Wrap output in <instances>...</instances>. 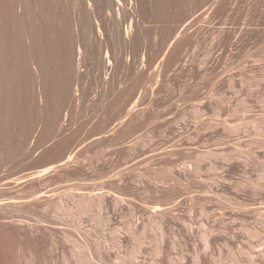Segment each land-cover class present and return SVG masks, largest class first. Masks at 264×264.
I'll use <instances>...</instances> for the list:
<instances>
[{"label": "rangeland", "instance_id": "374dc122", "mask_svg": "<svg viewBox=\"0 0 264 264\" xmlns=\"http://www.w3.org/2000/svg\"><path fill=\"white\" fill-rule=\"evenodd\" d=\"M0 19V264H264V0Z\"/></svg>", "mask_w": 264, "mask_h": 264}, {"label": "bare ground", "instance_id": "6f19581e", "mask_svg": "<svg viewBox=\"0 0 264 264\" xmlns=\"http://www.w3.org/2000/svg\"><path fill=\"white\" fill-rule=\"evenodd\" d=\"M6 1H7V0H6ZM116 2H117V3H120V0H116ZM9 3H10V2H9ZM7 4H8V3H7ZM10 4H11V3H10ZM12 4H13V2H12ZM12 7H13V6H12ZM13 8H14V7H13ZM1 9H2V8H1ZM11 9H12V8H11ZM6 10H7V9H6ZM8 10H9V8H8ZM8 10L6 11V14L8 13ZM13 10H14V9H13ZM2 11H3V10H2ZM18 12H19V11H18ZM14 13H15V12H14ZM6 14H5V15H6ZM11 14H13V13H11ZM7 15H8V14H7ZM7 15H6V17L8 18ZM15 15H16V14H15ZM1 16H2V15H1ZM9 17H11V18L13 19L14 16L12 15V16H9ZM14 19H15V18H14ZM0 20H1V19H0ZM3 20H4V19H3ZM7 20H10V21H11L10 18H8ZM7 20H6V21H7ZM12 21H13V20H12ZM7 22H8V21H7ZM7 22H6V23H7ZM15 22H16V21H15ZM7 24H8V23H7ZM10 24H13V22L10 23ZM97 24H98V23H97ZM4 25H5V23H4ZM8 25H9V24H8ZM8 25L6 26V29H5L6 31H8V30H7ZM14 25H15V24H14ZM4 27H5V26H4ZM10 27H12V26H10ZM0 28H1V27H0ZM12 28H13V27H12ZM12 28H10V29L8 28V29L10 30V34H9V32L6 33V32L3 31L2 33L4 34V36H5V34H8V36H9V35H13V34H11V32H12L11 29H12ZM13 31H14V30H13ZM32 35H33V34H32ZM2 36H3V35H2ZM178 36H179V35H177L176 38H177ZM0 37H1V36H0ZM3 38H4V37H3ZM6 38H9V37H5V39H6ZM9 39H10V38H9ZM9 39H8V40H9ZM32 39H33V38H32ZM2 40H3V39H2ZM8 40H7V41H8ZM11 40H12V39H11ZM175 40H176V39H175ZM34 41H35V40H34ZM173 42H174V41H173ZM173 42H172V43H173ZM0 43H1V42H0ZM9 43H10V41H9ZM172 43H171V44H172ZM7 44H8V43H7ZM0 45H1V44H0ZM4 45H5V44L3 43V46H4ZM8 45H9V44H8ZM24 45H25V44H24ZM31 45H32V44H31ZM1 46H2V45H1ZM6 46H7V45H6ZM9 46H10V45H9ZM12 46H13V45H12ZM19 46H20V45H19ZM4 47H5V46H4ZM10 47H11V46H10ZM28 47H29V46H28ZM0 48H1V47H0ZM5 48H6L5 51L7 52V51L9 50V48H7V47H5ZM13 48H14V50H15V47H13ZM32 48H33V47H32ZM19 49H20V48H19ZM21 49H22L25 53H27L26 50H25V48H24V49L21 48ZM2 50H3V48H2ZM0 51H1V50H0ZM9 51H10V50H9ZM12 51H13V49H12ZM3 52H4V51H2L1 53H3ZM13 52H14V51H13ZM20 52H22V51H20ZM79 52H80V51H79ZM8 53H9V52H8ZM8 53H5V55L8 54ZM27 54H28V53H27ZM2 55H4V54H2ZM5 55H4V56H5ZM9 55H10V53H9ZM29 55H30V54H29ZM6 56H7V55H6ZM6 56L4 57V60H5V61H6V59H7V60L9 59V58H6ZM2 57H3V56H2ZM7 57H9V56H7ZM28 58H30V57H28ZM1 59H2V58H1ZM31 59H32V58H31ZM1 61H2V60H1ZM27 61H28V60H27ZM6 63L10 64L9 61L6 62ZM2 64H3V62H2ZM26 64H27V62H26ZM26 64H25V66H28V64H27V65H26ZM31 65H32V63H31ZM4 66H6V65L4 64ZM25 66H24V67H25ZM11 67H12V66H11ZM22 67H23V66H22ZM0 68H1V67H0ZM2 68H3V69H2ZM2 68H1V69H2L3 72L6 71V72H4V74H5V75H4V76H5V78H4L5 81H4V79L1 78V77H0V79H2L4 82L7 81V82H8V86H10V87H11V85L14 86V82H16L15 85L21 84V85H19V87H20V86L22 87V82L20 81V83H18L17 80H20L19 78H21L22 73H24L23 71L26 70L25 68H24L25 70L23 69V71L20 73V74H21L20 76H19L18 73H17L16 75H15V73H13V75H12V73H11V71H10V70H12V69H10L9 67H8V68L5 67V68H7L8 70L5 69L4 67H2ZM16 68H17V70H18V67H16ZM4 69H5V70H4ZM9 69H10V70H9ZM20 69H22V68L20 67L19 70H20ZM27 69H30V67L28 66ZM40 69H41V68H40ZM40 69H39V66L35 63V64L33 65V70H34V71L31 69L32 72L29 70L31 73H30L28 70H26V72H28L27 75H29V73H30V74H32V73L35 74L34 76H36V83H38V88H37V89H38V91H39L40 101H42V100H43V99H42V90H41L40 82H39V81H40ZM14 70H15V67H14ZM17 70H16V71H17ZM12 71H13V70H12ZM3 72L0 73V75L3 74ZM17 72H20V71H17ZM11 75H12V76H11ZM2 76H3V75H2ZM4 76H3V77H4ZM10 76H11L12 78H11ZM23 76H24V78H27V77H28V76L26 77L25 74H24ZM23 76H22V77H23ZM32 76H33V75H32ZM16 77H17V78H16ZM29 77H31V75H30ZM24 78H23V79H24ZM10 80H11V83H9ZM21 80H22V78H21ZM0 81H1V80H0ZM3 81H1V82L3 83ZM22 81H23V80H22ZM24 81H25V82H24V84H25V83H27L29 80H28V78H27V82H26V80H24ZM30 81H33V80H32V77L30 78ZM30 81L28 82V83H29V86L32 84V82H30ZM37 81H38V82H37ZM7 82H6V83H7ZM12 82H13V84H12ZM2 83L0 84L1 86L4 85V84L6 85V83H3V84H2ZM33 83H34V81H33ZM9 84H10V85H9ZM27 85H28V84H27ZM1 86H0V87H1ZM25 86H26V85H25ZM25 86H23V87L25 88ZM32 86H34V84H33ZM32 86L30 87L31 89H32ZM2 87H3V86H2ZM4 87H5V86H4ZM15 87L18 88V86H15ZM15 87H14V88H15ZM23 87H22V88H23ZM6 88H7V87H6ZM12 88H13V87H12ZM14 88H13V90H14ZM28 88H29V87H28ZM0 89H1V88H0ZM3 89L6 90L5 88H2L1 90L3 91ZM8 89H10V88H8ZM20 89H21V88H20ZM15 90H16V89H15ZM17 90H18V89H17ZM123 119H124V118H123ZM67 161H68V160H67ZM64 163H65V162H64ZM53 167H54V166H51L50 168L45 169L43 172H38V173L35 174L34 176H35V177H36V175H37V176H42V175H44L45 173H49Z\"/></svg>", "mask_w": 264, "mask_h": 264}, {"label": "crops", "instance_id": "0c3cea01", "mask_svg": "<svg viewBox=\"0 0 264 264\" xmlns=\"http://www.w3.org/2000/svg\"><path fill=\"white\" fill-rule=\"evenodd\" d=\"M44 130L43 129H39V132L38 133H31V132H27L26 133V135H27V137H28V139L30 138V136L33 134V135H37V136H39V137H42L43 135H44ZM48 145H50V143H46V144H44V146H40V147H38V151H42L45 147H47Z\"/></svg>", "mask_w": 264, "mask_h": 264}]
</instances>
